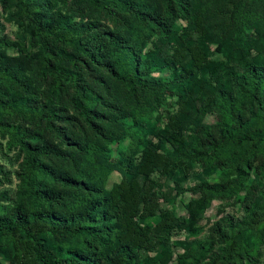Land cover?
Segmentation results:
<instances>
[{
  "label": "trees",
  "instance_id": "obj_1",
  "mask_svg": "<svg viewBox=\"0 0 264 264\" xmlns=\"http://www.w3.org/2000/svg\"><path fill=\"white\" fill-rule=\"evenodd\" d=\"M0 5V264H264V0Z\"/></svg>",
  "mask_w": 264,
  "mask_h": 264
},
{
  "label": "rangeland",
  "instance_id": "obj_2",
  "mask_svg": "<svg viewBox=\"0 0 264 264\" xmlns=\"http://www.w3.org/2000/svg\"><path fill=\"white\" fill-rule=\"evenodd\" d=\"M6 13L4 12L2 6L0 5V22L3 23L5 30L4 33L8 35L11 39L14 38V33L16 32V27L12 24L7 22L6 20ZM205 122H210L211 118H205ZM3 143V142H2ZM8 156L10 158L13 157V153H8ZM0 162L6 165L7 169L13 171L16 168V164H11L12 161H8L7 158L4 156V153L0 152ZM120 181V176L117 173H113L110 176L109 184L118 183ZM17 181L15 180V177L11 175V184L5 183L3 187H8L14 189L16 187ZM198 198V195H192L190 193L184 194V196L181 198H177L176 202V213L177 216L183 220L187 217L188 212L184 207V203H186L189 199H195ZM163 207L170 208V204H162ZM218 211H222L221 214H219ZM226 214L237 216L240 214V212L237 210V207L233 205L231 201H224L221 202L219 200H214L211 203V206L205 211L203 214L202 219L198 222V225H196L197 234L194 236H189V240H204L205 238L214 237L215 233L213 232V229H216L215 224L217 221L220 220V218Z\"/></svg>",
  "mask_w": 264,
  "mask_h": 264
}]
</instances>
